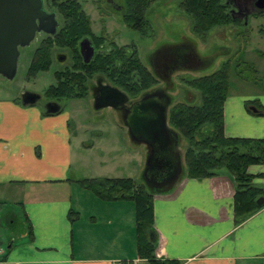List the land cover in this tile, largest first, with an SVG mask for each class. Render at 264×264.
<instances>
[{
	"label": "crops",
	"instance_id": "obj_1",
	"mask_svg": "<svg viewBox=\"0 0 264 264\" xmlns=\"http://www.w3.org/2000/svg\"><path fill=\"white\" fill-rule=\"evenodd\" d=\"M255 101L264 107V94H230L224 106L227 137L264 140V117L246 107ZM68 122L63 111L44 114L0 91V204L9 201L4 200L8 195L13 207L20 206L24 213L17 237L18 209L6 216L0 208V224L6 220L10 236L16 238L0 255V264H148L139 255L133 202L122 199L109 209L114 216L110 232L86 238L82 224L77 240L69 217L75 214L74 202L63 194L64 186L80 180L71 176L79 148L76 151ZM248 172L258 176L253 183L264 189V165L251 166ZM186 173L170 191L154 198L157 256L183 264H264V207L236 227L235 187L228 174L194 180ZM127 206L132 222L124 220Z\"/></svg>",
	"mask_w": 264,
	"mask_h": 264
},
{
	"label": "rangeland",
	"instance_id": "obj_2",
	"mask_svg": "<svg viewBox=\"0 0 264 264\" xmlns=\"http://www.w3.org/2000/svg\"><path fill=\"white\" fill-rule=\"evenodd\" d=\"M87 12L95 14L97 25L95 32H101V15L96 6H106L105 0H79ZM182 0H157L146 12L149 28L143 33L126 25L121 16L112 13L106 17V24L110 36L119 45L134 46L139 53L144 65L150 67V54L168 45L177 46L184 40L190 42L198 53L205 59L198 70L192 73L181 74L174 77L176 92L173 94L174 103L189 102L182 100L181 91L191 97L189 103L193 106L201 104L200 93L186 85V81H192L200 77L209 76L219 70L222 65L231 62V92L256 96L264 94V14L252 15L248 19V25H230L223 28H214L206 36H199L194 32V22L181 7ZM111 12L109 7H106ZM238 34V35H237ZM237 35V36H236ZM38 44V37L32 44L21 49L18 71L15 79L8 80L0 76V91L9 92L17 97L23 91H31L45 97L46 90L57 85L56 71L64 69V63L54 62L48 71L39 72L35 78L28 79V68L32 60V52ZM254 68V71L250 69ZM61 102L63 114L69 116L70 125H77L73 131V140L77 155L74 158V173L71 176L81 180L96 178L122 179L132 178L138 183H146L145 169L148 161V148L144 144H136L131 138L119 111L111 108L96 110L93 102L86 100H63ZM185 101V102H184ZM180 149L185 155L187 141L181 135ZM220 172H227L221 170ZM70 176V175H69ZM70 176V177H71ZM64 186L66 192L74 202L76 238L80 240L79 227L85 225L84 236L89 238L98 232H110L109 226L113 219V213L109 209L116 207L115 203H121L122 199L111 202L101 200L92 191L79 184ZM223 186V185H222ZM221 186V188H222ZM61 188L58 189L60 191ZM69 190V192L67 191ZM150 190V189H149ZM55 192V191H52ZM42 195H51L45 193ZM61 194L54 193V196ZM6 203L0 204L3 215L14 212L17 208L18 223L14 229L15 235L22 233L21 221L24 213L20 206L10 201L7 195ZM129 204L131 200L125 199ZM84 203V204H83ZM129 207L124 208V220L133 221L128 214ZM2 227V229H1ZM0 243L8 252V246L16 238L11 235L12 229L7 221L0 224ZM89 240V239H88ZM149 264V263H148Z\"/></svg>",
	"mask_w": 264,
	"mask_h": 264
},
{
	"label": "trees",
	"instance_id": "obj_3",
	"mask_svg": "<svg viewBox=\"0 0 264 264\" xmlns=\"http://www.w3.org/2000/svg\"><path fill=\"white\" fill-rule=\"evenodd\" d=\"M156 1L128 0V24L140 29L139 26L133 25V19L139 21L143 13ZM181 7L192 17L194 32L199 36H206L214 28L227 27L233 23L224 0H182ZM52 48L50 45L38 52L37 60L29 71L31 76L50 69L53 63ZM131 64L128 80L124 82L128 81L130 86L135 87L136 79L144 80L146 71L138 61ZM99 69L100 67H96L95 71ZM250 69L254 71V68ZM73 70L75 68L71 67L67 68V73H56L57 85L47 89L49 97L78 98L75 89L78 82L75 81ZM186 84L200 93L201 104H175L169 118L171 127L187 141L184 155L186 175L189 179L205 180L218 176L221 170H226L235 187L234 221L238 227L264 207L257 204V201L264 197V189L257 188L253 183L258 176L248 172L251 166L264 165V140L226 136L224 106L232 86L230 61L225 62L215 73L187 81ZM246 107L250 114L264 117V107L261 103H247ZM253 108L257 109V113H254ZM148 149L150 154V148ZM76 183L106 202L125 198L135 204L138 248L142 259L149 264H183L181 261L160 259L156 254L158 243L154 198L157 193L149 190L146 183H138L132 178L80 179ZM73 215V212L69 215L72 221Z\"/></svg>",
	"mask_w": 264,
	"mask_h": 264
},
{
	"label": "flooded vegetation",
	"instance_id": "obj_4",
	"mask_svg": "<svg viewBox=\"0 0 264 264\" xmlns=\"http://www.w3.org/2000/svg\"><path fill=\"white\" fill-rule=\"evenodd\" d=\"M258 1L224 0V4L227 6L233 20L231 25L247 26L250 16L263 15L264 9L259 7ZM105 3V7L102 5L96 6L101 15L100 26L102 29L97 34L95 32L97 25L95 14L87 12L79 0H44L46 12L52 17L44 20L46 27L36 35L38 44L32 52V60L28 68V79L37 76V74L31 76L29 71L37 60L38 52L52 45L53 61L64 63L63 65L66 66L64 69L56 71V73H67V68H75L73 73L76 75L75 81L78 82L75 89L79 96L73 100L93 102L94 107L97 102L101 104L116 103L120 108H106L119 111L122 117L124 113V124L127 127L125 119L128 117V109L135 101L149 96L153 98L166 97L169 101L171 100L168 109L170 118L171 110L176 104L173 98V94L176 92L174 77L178 75L181 82V74L198 70L205 59L190 42L184 40L182 44L174 47L173 45H168L163 47L162 50L150 54V67L144 65L136 48L130 45H119L110 36L107 25H105L106 17L116 13L121 16L122 21L127 26L133 28L127 22V16L130 17L126 10L128 0H105ZM106 7L113 11L111 12ZM133 25L140 27V29L134 28L135 30L144 33L150 26L146 19V13H143L139 21L133 19ZM133 61H138L146 71L144 73L145 76H143L144 80L136 79L135 87L130 86L128 81L124 82V80H128ZM96 67H100V69L95 71ZM148 84H151V86L148 87ZM112 88L124 93L128 97V101L120 104ZM179 95L182 100L186 99L189 101H184L185 103L189 104L192 101L191 97H187L184 91H181ZM18 100L21 103L23 101H35L33 106H37L45 114L49 113V109H54L57 105L60 106V112H62L61 102L69 99L49 97L46 90L45 97L35 92L23 91L18 96ZM68 123L70 125L72 121L70 122L69 120ZM76 126L70 125L71 129H75ZM169 126L171 127L170 122ZM130 138L135 143L131 134ZM147 148L149 147L147 146Z\"/></svg>",
	"mask_w": 264,
	"mask_h": 264
},
{
	"label": "water",
	"instance_id": "obj_5",
	"mask_svg": "<svg viewBox=\"0 0 264 264\" xmlns=\"http://www.w3.org/2000/svg\"><path fill=\"white\" fill-rule=\"evenodd\" d=\"M257 4L264 9V0H259ZM50 17L52 15L46 12L44 0H0V76L15 79L21 49L30 46L36 35L46 27L44 20ZM112 89L120 104L128 101L124 93ZM22 104L34 105L35 101H23ZM170 104L171 100L166 97H144L132 104L125 119L135 143L150 148L145 179L148 188L157 194L170 191L185 173L184 155L180 149L181 136L169 126ZM106 107L120 108L116 103L95 104L96 110ZM60 110L57 105L49 109L48 114H56ZM253 111L256 113L257 109L253 108ZM122 119L124 122V113ZM257 204L264 206V197Z\"/></svg>",
	"mask_w": 264,
	"mask_h": 264
},
{
	"label": "built area",
	"instance_id": "obj_6",
	"mask_svg": "<svg viewBox=\"0 0 264 264\" xmlns=\"http://www.w3.org/2000/svg\"><path fill=\"white\" fill-rule=\"evenodd\" d=\"M5 250L0 247V255H3ZM114 264H137V261H116Z\"/></svg>",
	"mask_w": 264,
	"mask_h": 264
}]
</instances>
